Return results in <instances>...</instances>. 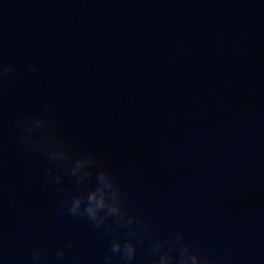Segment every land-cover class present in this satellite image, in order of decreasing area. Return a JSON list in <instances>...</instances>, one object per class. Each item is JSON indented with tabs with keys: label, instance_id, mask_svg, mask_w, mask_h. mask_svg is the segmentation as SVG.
<instances>
[{
	"label": "water",
	"instance_id": "water-1",
	"mask_svg": "<svg viewBox=\"0 0 264 264\" xmlns=\"http://www.w3.org/2000/svg\"><path fill=\"white\" fill-rule=\"evenodd\" d=\"M0 62V264H106L127 234L62 208L77 178L49 183L17 123L41 114L150 228L131 264L177 234L213 264H264V0H0Z\"/></svg>",
	"mask_w": 264,
	"mask_h": 264
},
{
	"label": "clouds",
	"instance_id": "clouds-1",
	"mask_svg": "<svg viewBox=\"0 0 264 264\" xmlns=\"http://www.w3.org/2000/svg\"><path fill=\"white\" fill-rule=\"evenodd\" d=\"M14 72V65L11 62H0V77L10 76ZM21 131V140L30 148L42 152L48 161V182L59 185L61 172L70 174L77 178L80 187L69 194L62 202V208L66 213L76 218H84L95 228L104 225V232L107 235L116 228H126L127 234L121 239L120 233L116 232L110 240V254L105 258L106 264L111 260L112 254H119L121 261L131 264L136 254V243L134 235L143 227L145 232L150 231L147 225H142L137 220L127 205L123 189L118 183L111 170L99 160L93 153L81 152L73 157L66 142L58 135L52 127L51 121L43 114L28 119H21L18 122ZM51 129L47 135L34 137L35 130ZM55 165L56 171L53 172ZM95 173L94 186L87 187L88 178ZM63 190L62 188L60 189ZM111 219V223L109 220ZM136 226L133 227V221ZM168 242L159 238L152 242L151 256L144 264H170L176 260L177 264H213L207 255H202L199 250L177 234L175 242L169 245L167 251H162ZM71 247V245H69ZM178 252L173 256V252ZM160 253L159 258H154ZM57 257L63 259L64 250H57ZM42 249L36 248L32 253V264H41ZM73 264H76L74 258Z\"/></svg>",
	"mask_w": 264,
	"mask_h": 264
}]
</instances>
